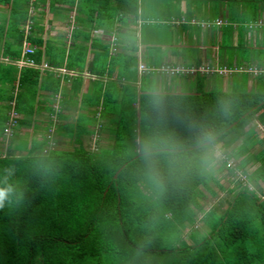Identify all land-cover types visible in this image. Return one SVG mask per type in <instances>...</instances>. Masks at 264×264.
<instances>
[{
    "label": "trees",
    "instance_id": "1",
    "mask_svg": "<svg viewBox=\"0 0 264 264\" xmlns=\"http://www.w3.org/2000/svg\"><path fill=\"white\" fill-rule=\"evenodd\" d=\"M233 1H229L232 6ZM236 2L244 12L252 10L255 17L247 26V20L230 18L225 43L228 51L235 49V23L244 30L239 44L242 50L252 51L239 62V71L235 68L233 73L249 74L253 82L250 89L248 84L235 88L233 82L231 91H216L199 78L188 92L171 89L142 93V117L137 119L134 112L131 125L117 123L111 131L113 142L109 149L97 146L90 150L84 145L83 139L94 132L89 126L94 118L89 117L91 121L86 125L78 117L73 126L62 128L76 143L72 149L42 153L48 142L44 138L26 150L23 157L1 152L0 172L6 166H15L13 179L22 188L24 201L18 208L0 211V264H159L151 257H163L166 261L160 264H264V195L246 187L232 200L223 199L226 208L222 202L208 213L217 217L214 224L213 219L208 224L206 238H195L186 232L184 245L179 240L163 246L169 234L190 227L191 206L202 205L206 192L216 197L224 191L220 173L213 168L217 147L228 150L248 135L236 151L237 156L245 157V162L237 166L243 170L253 162H261L256 177L264 178V148L250 152L257 134L253 128L247 129L254 120L264 127V45L259 42L249 46L245 40L248 32H264L263 17L258 16V5L264 0H252L249 6L242 0ZM139 3L140 0H0V53L1 58L10 61L0 63L1 81L6 79L10 85L1 90V101L6 98V103L15 102L16 112L28 116L27 104L32 113L36 105L41 106V91L59 92L61 79L52 71L20 69L16 65L31 59L52 68L60 66L49 56L54 50L41 37L44 25L39 18L47 7L56 10L57 6H68L86 16L88 24L113 29L129 17H137ZM194 15L190 8L180 38L185 37L188 25L198 30L214 26L207 17ZM30 21L33 25L27 32ZM79 35L84 34L77 30L74 36ZM25 41L38 49L24 56ZM248 63L253 67L244 69ZM93 65L100 75L107 72L103 58ZM112 98L110 90L105 96L98 95L96 106L104 108L102 114L108 111ZM104 128L98 129V135ZM234 152L225 154L231 157ZM222 169L227 170V165ZM260 191L263 193L261 188ZM106 244L111 248L107 249Z\"/></svg>",
    "mask_w": 264,
    "mask_h": 264
},
{
    "label": "crops",
    "instance_id": "2",
    "mask_svg": "<svg viewBox=\"0 0 264 264\" xmlns=\"http://www.w3.org/2000/svg\"><path fill=\"white\" fill-rule=\"evenodd\" d=\"M229 1L171 0L164 7V5L159 4L160 0H140L139 15L137 17H129L126 21L117 23L113 29L107 28L106 26L99 27L98 24H88L85 22L87 19L86 16H80L76 13L75 9L71 11L68 6H57L56 10H51L50 7H47L39 18L40 24L44 25V32L41 37L44 43L54 50L49 56L60 62V66L52 68L46 64H36L31 59L19 61L16 65L20 69L23 67H31L38 68L42 71H52L56 78L61 79L59 92L55 94L53 92L41 91L38 96V101L41 106L36 105L35 112L32 113L30 105L27 104L26 110L28 111V116H24L23 114L19 116L15 110V102L6 103V98L2 101L0 99V154L2 152L6 156H26L28 152L25 151L31 149L32 146L36 147L38 143L43 142L44 138L48 142L47 147L42 150V153L65 151L66 149L74 148L76 143L70 136L66 135L65 130L62 128L73 126L77 122L78 117H80L77 116L80 110L73 108L72 103L74 104V102L70 97L72 95L76 96L78 89H81L82 94H91V92L96 91V99L99 94L105 96L107 90H110V94L113 97L108 107L110 109L116 103V97L113 94L118 90V93L122 95L123 89L119 85L125 86V80L130 81L131 85L134 82L132 87H135L137 90L142 85L144 76L145 78L149 76L155 77L160 83L164 77L166 79V85L162 86L161 83L160 87L155 91L165 93L173 89L172 92H183L187 86L182 87L181 85L176 86L175 84V77L178 74L180 75L179 77L185 76L197 82L199 78L205 76V74H202L204 72L200 71L202 68H206L208 72L213 73L215 71L220 72L224 68L228 69L227 49L229 47L227 48V43H225V32L221 33L217 30L218 28L222 29L229 25L233 9ZM242 1L247 5L252 0ZM198 2H204V5H198ZM156 3L160 7L155 8ZM145 5L147 6L146 14L144 12ZM190 8L192 14H195L194 16L199 15L203 17L206 13L207 20L213 21L214 26H216H213L214 28L209 27L210 29H204L201 33H196L199 34L197 38L201 42V45L196 46H199L202 53H200L199 59L194 63H186L183 59L181 49H183V41L185 38H180L181 31L184 30L182 24L186 22V13L188 14ZM244 11L243 9L237 17L242 18L240 20H243L247 16L252 19L254 12L252 10H249L248 13ZM258 16L263 17L262 23H264V3L258 5ZM206 17L204 16L203 18ZM251 19L245 23L246 26L252 21ZM32 25L33 23L30 21V25L27 26V32ZM250 27L256 28L254 26ZM239 28V25L235 23L233 36L234 47H237L236 44L242 42L244 39L242 35H239V30H241ZM107 29L111 30L108 32ZM163 29L164 32L162 31ZM77 30L82 31L85 36L79 35L75 37L74 34ZM157 30H161V35L158 32L152 34V32ZM170 30L175 41L182 42V46L179 47V44L174 46L175 42L171 46L158 43L159 41L157 39L160 36H164L163 33L165 31L169 33ZM190 32H193V30H188L187 34L189 35ZM249 39L255 42L249 43ZM213 40L216 42V46L214 43H211ZM222 40L223 43L220 44ZM245 40L249 46H257L256 44L259 42L260 45H264V32H248ZM97 41L102 44L97 45ZM135 42L137 46H135ZM133 46L136 47V56H131V54L135 53ZM239 47H241L240 44ZM37 49V46L25 41L22 49L23 55H31ZM28 50H32L33 53H29ZM150 50L156 52L160 58L152 56L149 53ZM103 54L105 57L101 56ZM99 56L106 60L105 68H107V72L103 76L99 74V69H96L95 65H93L100 58ZM156 60L159 61L158 65L152 66L151 63ZM233 60V69L231 71L228 69V73L231 74L235 68L238 71L241 68L238 67L239 61ZM213 61H215L214 64L212 63ZM1 62L8 64L10 61L7 58H1L0 53ZM132 63L133 66H131ZM262 63L264 65V59ZM142 66L145 67V71H142ZM190 67L192 69L189 70ZM187 71L188 73L195 71V75L188 74ZM198 72L202 76H198ZM49 76L50 74L46 75L47 81L49 80ZM134 79L136 81H133ZM141 79L142 81L140 82ZM222 81H224V84L227 83L225 85H228L230 79L227 78L225 82L224 78ZM177 83L181 82L178 81ZM231 83L233 86L232 81ZM92 84H94V88H92ZM252 85L253 82L249 81L248 88L250 89ZM8 86L10 85L8 84L6 87ZM194 86L195 84L192 85V89ZM17 91L18 85L16 84L13 90L15 98L17 97ZM141 94L142 92L139 93V101ZM137 106L134 112H136L137 119L140 120L142 112L139 108L140 104H137ZM103 109V107L97 106L89 107L88 116L94 118L93 125L89 126L94 132L90 136H86L83 142L90 150H94L97 146L101 149H109L113 142L112 129L116 127L120 120H124V117L122 118L115 111V114L109 116L107 113L105 115L102 114ZM13 112L18 115L19 122L14 128V136L10 138L8 136L9 121ZM95 124H98L97 128ZM102 126L105 128L98 135L97 131ZM52 130L53 133L51 134ZM49 137L52 138L48 139ZM24 142L25 145L23 144Z\"/></svg>",
    "mask_w": 264,
    "mask_h": 264
},
{
    "label": "rangeland",
    "instance_id": "3",
    "mask_svg": "<svg viewBox=\"0 0 264 264\" xmlns=\"http://www.w3.org/2000/svg\"><path fill=\"white\" fill-rule=\"evenodd\" d=\"M171 0H160L159 4L160 5H164V7H166V4L169 3ZM231 1V0H230ZM230 4H232V2H229ZM158 3H156V7L158 8L160 7ZM198 5H204V2H198ZM147 6L145 5L144 7V12L146 11ZM243 10V8L240 6H237V2L236 0L233 1V9L231 12V18H236L241 11ZM146 14V12H145ZM204 16L206 17V13L204 14ZM203 16V17H204ZM202 19H206L203 18ZM255 15L252 17V19H254ZM198 19V18H197ZM202 19H198L199 21ZM242 19V18H241ZM251 18L249 16H247V18H244L243 20H247L249 21ZM251 19V20H252ZM230 24H229V28H230ZM195 27H191L190 25L187 26L186 29V35H185V39L183 41V59L185 60L186 63H194L199 59V55L200 53H202V51L199 49V46L197 47L196 45H201L200 39L197 38L196 33H201L202 30H198L195 28V30L197 31H193L190 32L189 35H187V31L190 29L194 30ZM225 27L220 29L218 28L217 31L219 32H225ZM164 32V29L162 30ZM158 32L159 35L161 30H157L152 32V34ZM245 34L244 30L241 29L239 30V35H243ZM164 36H160V38H158L157 40L159 41L158 43L160 44H167V46H171L172 44H174V46L176 44H179V47L182 46V42H178V40L175 41L173 35L171 34V30L168 33L167 31H165V33H163ZM242 38V36H241ZM217 41V40H216ZM249 43L251 42H255L253 40L249 39ZM211 43H214V45L216 46L217 44H215L216 42L211 41ZM223 43V40L220 42V44ZM237 47H235V49L228 51V69L231 71V69H233L234 67V60H237L239 62L243 61V57L247 54H251V49H247V50H242L241 47H239V43L236 44ZM243 45V44H242ZM135 46H137L136 42H135ZM133 46V50L135 51L134 54H131L136 56V47ZM177 46V45H176ZM223 49V48H222ZM219 51V49H218ZM149 53L156 57V58H160L159 55L154 52L153 50H150ZM222 53V52H221ZM257 54L254 55L253 58H256ZM159 63L158 60L154 61L151 63L152 66H157ZM213 64L215 63V61L212 62ZM249 65H247L244 69H249L250 67H253V65H251L250 63H248ZM190 65V64H189ZM131 66H133V63L131 64ZM189 69H192L191 67ZM200 71H203L205 74V76H202L201 78L204 79V82L206 85H208L209 88H214L216 91L220 90H224L226 92H229L233 89L232 87V82H234L235 88L236 87H247V84L249 82L250 76L249 74H232L231 73H226L223 72L222 75L220 74H214L213 72H208L206 68H202L200 69ZM189 74H194L195 75V71H190ZM180 75L178 74L177 77H175V84L177 85H181L182 87L187 86L184 89V92H188L192 90V85L196 84V80H192L189 79L185 76L183 77H179ZM225 78V82L226 79L229 78L230 82H228V85H225L227 83L224 84V81H222V79ZM4 79V78H3ZM128 79V78H127ZM173 80V79H172ZM7 81L6 79H4L3 81H1V68H0V93L1 90H4L7 86V83L5 82ZM133 81H136V79H134ZM142 81V79L140 80V82ZM181 82V83H177V82ZM162 86L166 85V79L163 77L161 80ZM157 78L149 76L148 78H145V76L143 77V83L140 86V88H138L137 90L135 89V87H132V85L134 84V82L127 81L125 80V86H121L119 85L120 88L123 89V93L122 95H120L118 93V90L114 95V97H116V103L112 105V107L106 112L107 115H111V114H115V112H117L119 115H121V117H124V120H120L121 125L126 122L125 125H131L132 119L135 117L134 111L135 109H137V104L139 105L140 101H139V93H146V92H151V91H155L158 87H160L161 84ZM174 84V86H175ZM224 84V85H223ZM223 85V86H222ZM221 86V87H220ZM115 87V86H114ZM224 87V88H222ZM241 87V88H242ZM92 88H94V84H92ZM242 91V90H241ZM72 101L74 102L73 108H78L79 111V115L82 121L84 122V124L88 125L90 123L89 121V116H88V112H89V107L90 106H96V91L95 92H91V94H87L84 93L82 94L81 89L77 90V94L76 96L72 95L70 96ZM0 99H1V95H0ZM77 110V111H78ZM113 110V111H112ZM20 116V115H19ZM79 117V118H80ZM114 121V120H113ZM115 122V121H114ZM18 125V124H17ZM16 125V126H17ZM96 128L98 126V124H95ZM15 126V127H16ZM14 127V128H15ZM253 128V130L255 131V133L257 134V136L253 139V144L250 146L251 149V153H256L259 149L264 148V127L257 121L254 120L252 122V124L247 128L248 130ZM14 132V129H13ZM53 133V130L51 131V134ZM248 137V135H246L244 138L240 139L236 144H234L231 148H229L228 150H225L222 147H217L216 149V157H217V161L215 163V165L213 166V168L215 170H217V172L220 173V175L218 176L220 179V183L224 188V191H219L218 196L216 195V197H214L213 195H210L206 192L207 197L200 201L202 202V205H198V206H194L192 205V210L191 211V216H189V218H191L190 220V227H188V229L182 230V228H180V231H177V233H172L169 234V236H167V239L163 242V246H171L174 243H176L177 241L179 242L180 240V244H183V241L186 242L187 241V237H186V232L189 233V235L194 236L195 238L197 237H202V238H206L209 235V230H208V224L210 223V221L213 219V224L216 221V215H209L207 212L211 211L213 209V207H218L220 204H223L222 202H224V207L226 208L227 206V202L223 199H225L226 197H228L230 200H232V198L236 195V193L238 192H245L246 188H248L249 190L253 191L255 194H262L261 196L264 195V178H262L260 176V178H257L256 175L260 174V169L261 167V162H253L251 164H249L246 168H244L243 170H241L240 168H236V165L241 164L243 161L245 162V157H239L236 154V151L239 149L240 144L243 145L244 141L246 140V138ZM25 141V140H24ZM25 145V142L23 143ZM96 144V143H95ZM237 148V149H236ZM236 149V150H235ZM235 151V152H234ZM225 152H234L232 153L233 156L229 157V155L224 154ZM250 153L249 157H252V154ZM236 154V155H235ZM226 155V156H223ZM111 157V154H110ZM248 157V158H249ZM225 158L229 159L230 162L232 163V167L236 168L235 170H225L222 172V168L224 166V164H227L225 162ZM251 159V158H250ZM245 164V163H244ZM221 168V169H220ZM259 173V174H258ZM256 178L259 179L258 181H256ZM212 182V181H211ZM210 182V183H211ZM246 187V188H245ZM263 190V193H261L260 191ZM202 190L203 193H205V190L202 188H200ZM217 189V188H216ZM228 190L233 191L232 193ZM197 208H201V210H199V212H196ZM220 212H222V209L220 210ZM196 213V214H195ZM133 221V220H132ZM182 238V240H181ZM184 245V244H183ZM107 249L111 248V246L109 244L105 245ZM106 249V250H107ZM149 259V257H148ZM152 262H156V263H165V259L163 257H151ZM103 264H112L111 262L108 263V261L106 263Z\"/></svg>",
    "mask_w": 264,
    "mask_h": 264
},
{
    "label": "clouds",
    "instance_id": "4",
    "mask_svg": "<svg viewBox=\"0 0 264 264\" xmlns=\"http://www.w3.org/2000/svg\"><path fill=\"white\" fill-rule=\"evenodd\" d=\"M225 162L227 163V169L235 170L237 168V165L236 168L232 167L233 162L229 163V159L225 158ZM15 171V166L9 165L4 167L2 172H0V211L5 210L6 208L9 210L18 208L24 201V192L19 183L13 179Z\"/></svg>",
    "mask_w": 264,
    "mask_h": 264
},
{
    "label": "bare ground",
    "instance_id": "5",
    "mask_svg": "<svg viewBox=\"0 0 264 264\" xmlns=\"http://www.w3.org/2000/svg\"><path fill=\"white\" fill-rule=\"evenodd\" d=\"M263 24H264V23H263ZM28 52H29V53H33L32 50H28ZM142 71H145V67H144V66H142ZM223 72L228 73L229 70L224 68L223 70H220L219 73H222V74H223ZM17 124H18V115H17L15 112H13L12 115H11L10 121H9L8 136H9L10 138H12V137L14 136L13 129H14V127H15ZM51 138H52V137H49L48 139H51Z\"/></svg>",
    "mask_w": 264,
    "mask_h": 264
},
{
    "label": "water",
    "instance_id": "6",
    "mask_svg": "<svg viewBox=\"0 0 264 264\" xmlns=\"http://www.w3.org/2000/svg\"><path fill=\"white\" fill-rule=\"evenodd\" d=\"M247 116H248V115L244 116V118H245V117H247ZM237 124H238L237 122H236V123H234V125H233V126H231V128H233V127H234V126H236ZM231 128H230V129H231ZM208 144H209V143H208Z\"/></svg>",
    "mask_w": 264,
    "mask_h": 264
},
{
    "label": "built area",
    "instance_id": "7",
    "mask_svg": "<svg viewBox=\"0 0 264 264\" xmlns=\"http://www.w3.org/2000/svg\"><path fill=\"white\" fill-rule=\"evenodd\" d=\"M2 60V59H1Z\"/></svg>",
    "mask_w": 264,
    "mask_h": 264
}]
</instances>
